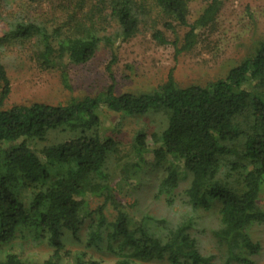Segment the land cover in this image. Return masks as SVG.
Here are the masks:
<instances>
[{
  "label": "trees",
  "instance_id": "obj_1",
  "mask_svg": "<svg viewBox=\"0 0 264 264\" xmlns=\"http://www.w3.org/2000/svg\"><path fill=\"white\" fill-rule=\"evenodd\" d=\"M186 5L187 0H156L163 14L189 29L182 51L192 48L196 31L214 22L222 0H211L191 26ZM111 15L120 28L113 39L99 38L91 29L62 38L59 29L50 34L32 23L13 25L2 38L7 43L36 39L42 48L40 65L47 70L60 69L66 91L71 90L68 66L88 63L103 41L111 51L106 68L111 85L101 96L71 101L66 106L35 103L0 111V246L13 240L18 230L29 229L46 235L53 249L43 264H107L84 252H63L64 231L76 239L83 224L95 214L87 247L111 255L114 258L111 264H216L214 256L199 252L191 220L162 235L145 222H133L122 210L113 223L106 221L103 206L95 213L90 212L87 195L98 188L96 181L107 183L100 191H109L104 166L117 148L114 140L100 133V110L104 107L126 117L151 112L165 115L166 127L150 135L152 147L149 148L145 133L136 136L133 147L142 162L149 152L155 166L166 165L158 197H165L171 205L181 183L189 178L185 203L194 212L208 211L214 203L221 205L220 228L214 231V236L225 250L222 264H254L251 258L261 249L248 231L264 223V210L258 205L264 184V93L260 91L264 88V42L253 57L208 87L178 88L170 72L166 82L152 94L117 96L112 68L117 64L121 44L135 35L140 18L132 0H116ZM153 37L159 44H167L159 32ZM0 82L1 104L10 94L1 64ZM51 132L67 133L74 139L44 149L43 160L31 144L44 142ZM229 159L234 162L229 163ZM55 167L62 173L52 180L51 171ZM228 167L227 178L243 175L240 192L232 188L230 180L220 179L221 172ZM13 185L36 190L28 208L12 192ZM106 199L111 201L112 196L107 194ZM0 264L30 263L7 254Z\"/></svg>",
  "mask_w": 264,
  "mask_h": 264
},
{
  "label": "rangeland",
  "instance_id": "obj_2",
  "mask_svg": "<svg viewBox=\"0 0 264 264\" xmlns=\"http://www.w3.org/2000/svg\"><path fill=\"white\" fill-rule=\"evenodd\" d=\"M116 0H0V64L10 84L8 98L0 104V111L14 106H30L35 103L51 106H66L71 101L86 97L95 98L105 93L111 85L106 70L111 60V51L103 41L93 58L83 65H69L67 72L71 86L66 91L60 79V69H44L40 65L42 48L36 39L30 41L4 42L2 38L13 25L32 23L44 27L50 34L61 31V37L80 35L85 29L93 30L99 38H114L119 26L111 15ZM211 0H187V22L191 26L204 12ZM140 23L135 35L122 43L117 54V64L112 68L115 95L152 94L167 80L172 72L178 88L190 86L208 87L224 79L228 72L245 59L254 56L256 49L264 42V0H222L214 22L196 31L193 46L183 50L184 38L189 29L163 14L156 6V0H132ZM159 32L167 42L159 44L153 35ZM181 50L178 54L176 50ZM2 84L0 82V92ZM264 93V88L260 90ZM100 133L117 143L115 152L107 157L104 175L109 177V191H100L104 181H96L98 188L87 195L90 212L102 207L108 223H113L119 211H124L135 223L145 222L158 234H165L182 223L191 220L192 235L197 241L199 252L214 256L216 264H222L225 250L214 236L220 228L221 205L214 203L208 211L194 212L186 205L184 196L190 179L181 183L174 202L169 205L166 198L158 197V188L164 177L166 165L155 166L153 156L147 152L145 161L134 154V140L139 133L148 136L147 144L152 147L150 135L160 133L167 124L162 113L126 117L100 110ZM73 135L51 132L44 142L35 141L32 150L44 160L42 151L63 144ZM235 147L241 148V145ZM234 162L233 159L228 160ZM51 179L61 174L53 168ZM229 167L221 172L220 179L230 180L232 188L242 189L243 175L227 178ZM25 186L13 185L12 192L26 208L34 192ZM112 196L107 201L106 195ZM258 205L264 210V184L259 194ZM95 214L81 227L76 239L64 231L63 252L74 254L84 252L96 261L111 264L114 258L105 251L87 247L88 233ZM253 242L260 245V252L251 258L254 264H264V223L252 226L248 231ZM53 253L43 233L20 229L10 242L0 246V259L15 254L30 264H43ZM144 264V263H143ZM152 264V263H147Z\"/></svg>",
  "mask_w": 264,
  "mask_h": 264
}]
</instances>
